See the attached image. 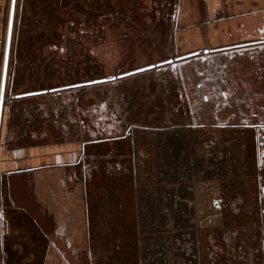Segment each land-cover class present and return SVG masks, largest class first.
<instances>
[{"label": "rangeland", "instance_id": "rangeland-1", "mask_svg": "<svg viewBox=\"0 0 264 264\" xmlns=\"http://www.w3.org/2000/svg\"><path fill=\"white\" fill-rule=\"evenodd\" d=\"M63 1L18 0L11 69L19 94L242 42L240 30L207 25L217 17L208 1L81 0V15L70 0L61 12ZM39 5H51L49 14L71 13L86 32L53 47L39 77L27 72L20 79V57L26 64L35 58L26 18L35 24ZM0 9L9 23L11 0H0ZM62 48L72 56L69 63L49 67L54 55L67 54ZM230 53L74 92L84 109L101 102L100 95L120 109L122 135L112 142L90 143L81 125L69 124L63 113L56 119L58 98L19 103L13 128L26 127L37 137L26 144L73 145L72 186L50 190L48 197L71 198L78 223L87 218V229L84 223L73 231L76 264H264V51ZM45 103L48 115L39 108ZM8 256L21 264L44 259L38 253Z\"/></svg>", "mask_w": 264, "mask_h": 264}, {"label": "crops", "instance_id": "crops-1", "mask_svg": "<svg viewBox=\"0 0 264 264\" xmlns=\"http://www.w3.org/2000/svg\"><path fill=\"white\" fill-rule=\"evenodd\" d=\"M201 1L204 4L208 1L209 13L217 16L207 23L211 29L218 27L222 31L231 27L240 30V44L264 41V0ZM181 10L180 7L178 13ZM218 34L216 32L215 39H219ZM7 36L8 18L4 22L0 9V97ZM241 50L260 53L264 51V44ZM12 77L9 72L0 131L2 264H21L18 261L10 262L8 255L35 253L44 255L43 264H76L72 255L75 248L73 231L84 223L87 229V218L83 221L81 214L78 223V215L73 214L71 198L48 197L50 190L61 193V190L67 191L72 186V170L76 166L73 145L26 144V138L33 141L37 137L25 132L24 127L21 130L13 128L12 121H15L16 115L19 117L20 102L39 97L16 99L15 96L19 94L14 92Z\"/></svg>", "mask_w": 264, "mask_h": 264}, {"label": "flooded vegetation", "instance_id": "flooded-vegetation-1", "mask_svg": "<svg viewBox=\"0 0 264 264\" xmlns=\"http://www.w3.org/2000/svg\"><path fill=\"white\" fill-rule=\"evenodd\" d=\"M13 43V41H12ZM5 57V53H4ZM11 63H12V48H11V59H10V67H9V72L11 75ZM12 75L14 76V73L12 71ZM116 75H110L107 77L95 79V80H90V81H85V82H78L74 84H69L65 86H60V87H52V88H47L44 90L40 91H52V90H58L60 88H67L62 91H56V92H49L48 94L37 96V97H46V96H52L54 99H59V101H55L53 107H54V113L56 119L60 117V115L63 113L66 115V119L68 120L69 124L71 125H81L82 127V134L84 135L85 139H88V142L90 143H100V142H112L115 140H120V136L122 135V126L124 125V118L123 114L120 113V109L117 108V110L111 108L110 105L114 102H111L109 105L106 100H102L103 96L100 95L101 97V102H95L91 104L89 107L86 109L80 107V97H75L74 92L86 89V88H92V87H100V86H105V85H111V87H114L117 83L120 81L124 80H116L113 82H108V83H103V84H95V85H90V86H83V87H78V88H71L76 85L80 84H85L93 81H97L100 79L104 78H111ZM119 76V75H118ZM117 77V76H116ZM130 78V77H129ZM127 79V78H125ZM11 81H15V79L12 77L10 79ZM14 84V83H13ZM37 92V91H34ZM30 93V92H28ZM24 94V93H23ZM78 100V102H77ZM112 104V105H113ZM52 105V104H51ZM49 106L50 104H41L39 108H42L44 110V114L48 115L49 112ZM119 106V105H118ZM75 109V110H74ZM73 110L75 112H73ZM72 112L74 114H72ZM55 119V123H56ZM64 127L67 129L70 128L64 125ZM24 131L27 132L26 127L24 128ZM77 135L76 137H78ZM70 141H73V137H69ZM68 139V140H69ZM84 141V139H82ZM83 149V146H82ZM81 152L84 151V149ZM77 150V149H76ZM79 152V150L75 151Z\"/></svg>", "mask_w": 264, "mask_h": 264}, {"label": "trees", "instance_id": "trees-1", "mask_svg": "<svg viewBox=\"0 0 264 264\" xmlns=\"http://www.w3.org/2000/svg\"><path fill=\"white\" fill-rule=\"evenodd\" d=\"M70 1H71V4L72 3L75 4L77 13L80 15L83 14L82 13L83 10H81V5H80L81 0H70ZM63 2L64 4L62 5L64 6H60V9H59L61 12L64 9H67L68 8L67 6H69V0H64ZM38 7L40 8H37L38 10H36L35 12V17L39 19L35 21V24L28 22L29 19L26 18V21H27L26 33L28 32V34L31 35V37L29 38L34 48L33 54L35 55V58L29 61L28 64H26V62L28 61V58L21 59L20 57V61H19L21 65L20 70L18 71L16 70V74L17 72L18 74H20L19 75L20 79L24 78L27 72H30L31 75L38 74V77H39V74L42 73L41 72L42 70L40 71V68L42 64L45 63V60L49 57V56L47 57V55H51V51L54 50L53 47H55V49L57 50L61 44L63 45L64 43L65 45H67L68 39H70L71 41L72 38H76L77 36L78 38H81L82 37L81 34L86 32L85 29H82L85 23H81L80 20L75 21L71 13L67 15V13L64 12V16L63 15L59 16L57 14L55 15L51 13L49 14L48 10L51 7L48 8L47 5L44 8L41 7V5H39ZM55 9H57L56 6H55ZM31 38L34 40L32 41ZM48 48L50 49V52ZM82 49L83 47H81V50ZM67 51H66V48H62V52L64 54L67 53ZM67 55L68 53L65 54L64 56L54 55L53 60L51 59L49 60L50 61L49 67H51V62H54V61L55 62L53 66H56V68L57 67L60 68L62 63L63 64L64 63L66 64L67 62L69 63L72 56L69 57ZM60 59H64V60L60 61ZM12 71L13 70L11 69V75H12ZM18 74H17V77H18ZM62 77L63 76H61L60 79L63 85L66 82H64V79H62ZM18 81L20 80L18 79ZM13 83L15 84V81ZM14 84H13L14 92L19 94V91H21L22 88L18 82H16V85ZM51 86L52 84H50V86H46V84L43 83L42 85L39 86V88H51Z\"/></svg>", "mask_w": 264, "mask_h": 264}, {"label": "water", "instance_id": "water-1", "mask_svg": "<svg viewBox=\"0 0 264 264\" xmlns=\"http://www.w3.org/2000/svg\"><path fill=\"white\" fill-rule=\"evenodd\" d=\"M17 3H18V0H15L14 3H13V0H11V9H10V16H9V23H8V36H7L6 47H5L2 88H1V97H0V131H1V124H2V119H3V111H4L6 90H7L8 76H9L11 48H12V41H13V34H14ZM263 44H264V41H261L258 43L239 44V45H235V46H231V47H221V48L212 49V50H205L204 53L197 51V52L189 53L187 55H184V56H181V57H178L175 59H170V60L158 63L156 65H150L148 67L133 70L131 72L121 74L117 77L114 76L111 78H104V79H100L97 81L76 85V86H73L71 88H78V87H83V86H90V85H95V84H103V83L113 82L116 80H122L125 78H129V77H133V76H136L139 74H143V73H146L149 71H153L155 69H160L162 67L177 66L181 62H185V61L193 59V58H199L202 56H209L211 54H220V53L230 52V51L239 50V49H245L248 47H252V46H256V45H263ZM65 89H67V88H60L58 90H52V91H37V92L24 93V94L16 95L15 98L16 99H24V98L37 97V96L48 94L49 92L53 93V92L62 91ZM0 264H1V259H0Z\"/></svg>", "mask_w": 264, "mask_h": 264}, {"label": "snow or ice", "instance_id": "snow-or-ice-1", "mask_svg": "<svg viewBox=\"0 0 264 264\" xmlns=\"http://www.w3.org/2000/svg\"><path fill=\"white\" fill-rule=\"evenodd\" d=\"M15 2V0H13V3Z\"/></svg>", "mask_w": 264, "mask_h": 264}]
</instances>
